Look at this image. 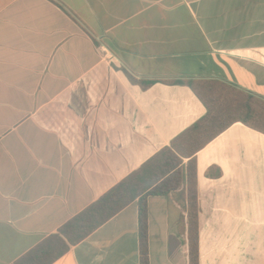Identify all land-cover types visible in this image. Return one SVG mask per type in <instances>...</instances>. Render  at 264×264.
Returning <instances> with one entry per match:
<instances>
[{
	"label": "crops",
	"instance_id": "crops-1",
	"mask_svg": "<svg viewBox=\"0 0 264 264\" xmlns=\"http://www.w3.org/2000/svg\"><path fill=\"white\" fill-rule=\"evenodd\" d=\"M221 83L264 99V0H0V264L172 148ZM195 158L200 264H264V133L237 122ZM186 189L147 198L150 264H190ZM54 264H141L138 200Z\"/></svg>",
	"mask_w": 264,
	"mask_h": 264
},
{
	"label": "trees",
	"instance_id": "trees-1",
	"mask_svg": "<svg viewBox=\"0 0 264 264\" xmlns=\"http://www.w3.org/2000/svg\"><path fill=\"white\" fill-rule=\"evenodd\" d=\"M129 77L132 82L139 83L131 75ZM154 82L150 81L148 85ZM141 83L146 85L144 81ZM202 99L208 107L206 118L174 141L172 148L163 150L142 171L122 181L13 264H54L73 246L84 241L136 200L139 205L141 264H150L147 198L150 195L168 196L180 188L184 179L187 184L185 209L188 215L190 264H200L198 173L195 155L215 136L237 122L264 133V99L224 83L212 85L210 92ZM183 141L186 142L183 144ZM190 148L192 149L185 152ZM180 156L189 159L185 173L180 169ZM184 231L182 228V232Z\"/></svg>",
	"mask_w": 264,
	"mask_h": 264
},
{
	"label": "rangeland",
	"instance_id": "rangeland-1",
	"mask_svg": "<svg viewBox=\"0 0 264 264\" xmlns=\"http://www.w3.org/2000/svg\"><path fill=\"white\" fill-rule=\"evenodd\" d=\"M213 125H215V124H213ZM216 128H217V127H216ZM191 149H192V148H190V149H186L185 152H188V151L191 150Z\"/></svg>",
	"mask_w": 264,
	"mask_h": 264
}]
</instances>
